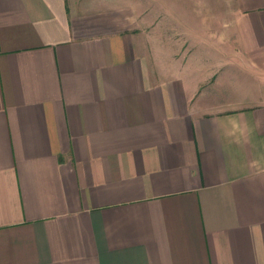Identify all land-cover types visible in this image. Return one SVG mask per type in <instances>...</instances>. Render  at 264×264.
<instances>
[{
    "label": "crops",
    "instance_id": "0c3cea01",
    "mask_svg": "<svg viewBox=\"0 0 264 264\" xmlns=\"http://www.w3.org/2000/svg\"><path fill=\"white\" fill-rule=\"evenodd\" d=\"M0 264H264V0H0Z\"/></svg>",
    "mask_w": 264,
    "mask_h": 264
},
{
    "label": "rangeland",
    "instance_id": "374dc122",
    "mask_svg": "<svg viewBox=\"0 0 264 264\" xmlns=\"http://www.w3.org/2000/svg\"><path fill=\"white\" fill-rule=\"evenodd\" d=\"M158 29H156L155 31H157ZM166 31H168L169 33L167 34V36H168V41H169V43L168 44H166V45H164V58L165 59H157V56H156V54H154V59H152L151 61H152V64H153V66H155V68H156V66L160 69L162 66L163 67H165V68H167V69H169V70H173V67H174V65H175V63H173L172 61H173V54L174 55H176V57H179V54H180V57H181V61L182 60H187L186 58H183V56H184V53H185V56L187 57L188 55H189V53H192V52H194L195 51V49L193 48V46L195 47V48H198L199 46H200V44H197V45H189L188 43L187 44H185L184 42H179V40L180 41H186V38L185 37H183V35L181 34L179 37H173L174 36V29H172V28H170V29H166ZM164 35V34H163ZM176 39V41H177V43L178 44H173L172 43V40L173 39ZM213 48H217L216 47V43H214L213 45ZM236 46V45H235ZM177 47H180L181 48V51H179L178 49H177ZM220 47L218 46V49H219ZM153 51H154V53H156L157 52V48H155V49H153ZM158 51H161L162 52V48H160V49H158ZM198 55H200V53H198ZM156 56V57H155ZM198 58H199V56H197ZM213 58L214 59H216V57L215 56H213ZM179 59V58H178ZM216 61V60H215ZM218 63H219V66H220V69H222V72H224V71H226V64H224L223 62L222 63H220L219 62V60H218ZM229 63V65H231V63L230 62H228ZM183 64V63H182ZM176 66V65H175ZM232 67V66H231ZM228 69H229V66H228ZM225 86H227L228 87V85H227V83H226V85ZM228 90V88H226L225 87V91H227ZM229 93H228V95L230 94V96H233V93H234V90H232V89H230L229 88V91H228ZM236 95H237V93H236Z\"/></svg>",
    "mask_w": 264,
    "mask_h": 264
}]
</instances>
